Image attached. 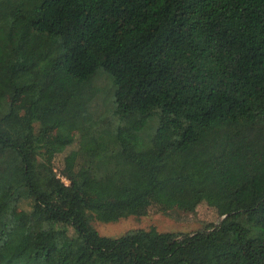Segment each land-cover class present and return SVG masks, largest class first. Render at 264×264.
Segmentation results:
<instances>
[{
  "label": "trees",
  "instance_id": "obj_1",
  "mask_svg": "<svg viewBox=\"0 0 264 264\" xmlns=\"http://www.w3.org/2000/svg\"><path fill=\"white\" fill-rule=\"evenodd\" d=\"M0 70V264H264V0H0Z\"/></svg>",
  "mask_w": 264,
  "mask_h": 264
},
{
  "label": "rangeland",
  "instance_id": "obj_2",
  "mask_svg": "<svg viewBox=\"0 0 264 264\" xmlns=\"http://www.w3.org/2000/svg\"><path fill=\"white\" fill-rule=\"evenodd\" d=\"M3 71L0 70V78L3 76ZM97 108L101 109V101L98 99ZM72 146H69V150ZM65 151L56 155L54 159V167L58 171L62 167V158ZM59 174V173H58ZM182 184L180 180L178 182ZM173 184H169L166 189H169ZM223 205L215 198H210L207 203H200L194 212L172 211L170 214H162L160 212L150 211L147 215L141 217L128 216L121 218L115 222H100L93 220L92 224L99 234L110 237H117L132 229H149L154 227L159 232H178L190 233L196 230L207 227L211 224H216L220 220V214L223 211Z\"/></svg>",
  "mask_w": 264,
  "mask_h": 264
},
{
  "label": "built area",
  "instance_id": "obj_3",
  "mask_svg": "<svg viewBox=\"0 0 264 264\" xmlns=\"http://www.w3.org/2000/svg\"><path fill=\"white\" fill-rule=\"evenodd\" d=\"M58 176L64 182V184H67L68 181L63 176H61L60 174H58Z\"/></svg>",
  "mask_w": 264,
  "mask_h": 264
}]
</instances>
